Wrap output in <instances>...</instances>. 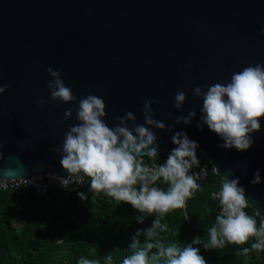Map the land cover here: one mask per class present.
<instances>
[{"label": "water", "instance_id": "1", "mask_svg": "<svg viewBox=\"0 0 264 264\" xmlns=\"http://www.w3.org/2000/svg\"><path fill=\"white\" fill-rule=\"evenodd\" d=\"M262 28L264 0H0V85H8L0 94V180L68 175L54 149L78 123L76 105L50 100L52 66L77 102L89 93L103 98L109 127L129 111L143 124L145 99L158 98L153 118L174 125L152 128L158 153L169 154L172 135L186 132L219 178L239 177L249 207L264 218V116L248 150L220 148L207 125L197 128L202 99L193 95L197 85L223 84L264 62ZM177 90L186 93L179 110ZM190 110V125L176 121ZM257 169L262 182L251 184Z\"/></svg>", "mask_w": 264, "mask_h": 264}, {"label": "clouds", "instance_id": "2", "mask_svg": "<svg viewBox=\"0 0 264 264\" xmlns=\"http://www.w3.org/2000/svg\"><path fill=\"white\" fill-rule=\"evenodd\" d=\"M261 31L264 32V28ZM185 67L191 68L192 65L188 63ZM46 71L52 77L47 82L50 100L76 105L74 118L78 123L69 126L62 145L54 149L61 154L60 164L68 173L66 177H56L61 186L69 190L73 184H84L85 178H88V188L95 194L103 193L126 202L145 215L156 214L150 227L137 229L131 236L128 245L131 253L123 258L121 264H159L161 259L163 264H206L199 254V247L194 245L220 249L226 243L244 244L250 237L255 238L250 249L264 251V222L257 227L256 219L245 212L249 200L244 187L239 185V177H225L219 192L214 194L221 211L215 217V223L207 229V241L197 236L183 247L175 242L165 246L158 239L159 233L167 227L161 224V218L170 210L184 208L186 200L201 188L197 182L199 177L190 172L194 166L200 165L198 141L190 139L182 130L175 132L171 137L175 147L166 160L149 167L143 158L155 161L159 155L157 135L152 128L171 132L174 127H166L163 121L153 118L152 104H158V98L145 99L143 124H137L135 115L129 111L116 117L119 123L109 127L104 120L106 105L103 98L89 93L77 102L71 85L65 84L62 70L49 66ZM7 87V84L0 85V94ZM193 95L202 99L197 128L202 129L207 125L223 141L218 144L220 148L248 150L254 142L252 133L261 128L258 118L264 116V62L234 72L230 80L223 84L197 85ZM185 99L186 93L177 90L174 107L181 109ZM47 102L43 98L36 101L40 106ZM195 115L196 111L190 110L187 115L177 116L176 121L190 125ZM72 116L73 109L70 107L65 110L64 117L68 119ZM2 158L3 153L0 152ZM157 181L166 183L167 190L157 187ZM261 182L260 170L257 169L250 183ZM0 187L6 185L0 184ZM77 194L82 200L88 198L83 192ZM145 215H138L136 222L143 223ZM142 234L145 237L143 244L139 239ZM153 248L157 252L149 256ZM250 249L243 248L242 252L247 254ZM77 264L96 262L80 257Z\"/></svg>", "mask_w": 264, "mask_h": 264}, {"label": "trees", "instance_id": "3", "mask_svg": "<svg viewBox=\"0 0 264 264\" xmlns=\"http://www.w3.org/2000/svg\"><path fill=\"white\" fill-rule=\"evenodd\" d=\"M167 156L159 154L155 161L163 163ZM222 181L210 167L206 182L186 200V206L161 218L167 227L158 239L165 246L175 242L183 247L197 236L207 241V229L220 214L211 194L219 192ZM156 186L165 191L168 188L161 181ZM79 192L88 198L82 200ZM244 210L256 219L257 227L264 222L249 206ZM138 215L145 214L126 202L95 194L88 185L72 193L52 188L44 196L32 188L17 195L0 190V264H77L80 257L96 264H121L131 253V236L137 229L150 227L156 214L145 215L143 223L136 222ZM139 239L143 244V234ZM254 240L250 237L240 245L226 243L220 249L194 247H199L206 264H264V251L250 249ZM246 247L250 251L244 254ZM155 252L153 248L149 256ZM159 264H163L162 259Z\"/></svg>", "mask_w": 264, "mask_h": 264}, {"label": "built area", "instance_id": "4", "mask_svg": "<svg viewBox=\"0 0 264 264\" xmlns=\"http://www.w3.org/2000/svg\"><path fill=\"white\" fill-rule=\"evenodd\" d=\"M197 157L200 161V165L199 167L194 166L190 170V172L194 176H198L199 179L197 180V182L200 185H203L206 182L208 169L211 167V164L207 156L200 150H197ZM143 159H144V163L149 167L153 166L154 164H161L157 161L150 160L148 157H144ZM56 177H59V176L53 175L51 173H44L42 177L41 173H37L36 175L30 177L29 179H14V178L3 179V180H0V184L6 185V187H0V190L8 191L10 194L17 195L22 189L26 190V189L32 188L37 192L39 196H44L52 188H59L63 190L65 193H72L88 185L87 184L88 178H85L84 184H81V185L73 184L71 186V189L65 190L61 186L58 178L56 179ZM214 194L215 193H212L211 196L215 201H217V205H218L219 213H220L221 206L219 204V200L217 198H214Z\"/></svg>", "mask_w": 264, "mask_h": 264}]
</instances>
